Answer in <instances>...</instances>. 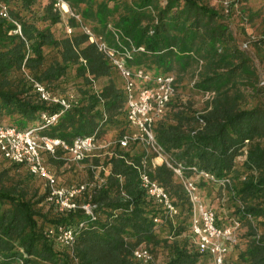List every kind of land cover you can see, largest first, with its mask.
Here are the masks:
<instances>
[{"label":"trees","instance_id":"trees-1","mask_svg":"<svg viewBox=\"0 0 264 264\" xmlns=\"http://www.w3.org/2000/svg\"><path fill=\"white\" fill-rule=\"evenodd\" d=\"M64 1L77 19L53 0H0L8 10L0 16V123L68 144L111 134L114 144L85 159V179L69 185L91 181L92 166L108 174L101 172L105 183L91 194V221L80 209L58 212L42 181L23 165H4L0 152V264H72L44 234L79 224L73 252L82 264H140L139 246L156 264H213L196 245L179 177L164 164L149 172L177 209L171 218L140 187L142 151L118 143L133 131L123 80L99 43L130 69L173 77V96L153 123L155 140L185 167L202 200L206 190L223 200L229 219L213 209L217 226L239 222L226 264H264V0ZM34 83L68 107L40 99ZM55 114L57 122L42 127V116ZM55 153L59 159L46 155V162L59 179L65 160ZM193 167L214 181L197 178ZM223 178L230 184L219 185Z\"/></svg>","mask_w":264,"mask_h":264},{"label":"built area","instance_id":"built-area-1","mask_svg":"<svg viewBox=\"0 0 264 264\" xmlns=\"http://www.w3.org/2000/svg\"><path fill=\"white\" fill-rule=\"evenodd\" d=\"M54 6L63 14H67L77 19V16L69 9L64 0H53ZM67 11L63 12V7ZM0 16L8 18L7 7L0 3ZM13 31L20 34L19 25ZM89 35L90 42H95L90 32L83 28ZM68 34L70 28H66ZM99 50L103 51L111 63L117 68L123 80L124 93L126 97V119L133 129L130 134L124 135L119 141V146L123 149L134 144L142 151V157L137 168L139 185L146 194L160 204L165 215L173 217L177 209L172 204L168 192L156 180L150 176V170L162 164L166 165L182 181L183 187L188 195L191 204L190 226L191 232L196 240L199 252L211 255L213 264H226V256L230 250V245L234 242V231L239 227V222L232 220L228 226L219 227L216 225V213L211 207L205 206L197 189L191 180L183 177L185 167L174 161L170 154L156 142L153 134V123L165 109L166 104L173 96V77L157 75L153 76L144 71H136L126 66L123 58H119L117 53L107 50L104 43L98 44ZM35 90L40 94V99L49 102L59 103L64 108L68 104L62 98L52 97L43 86L34 83ZM58 114L52 116H42L43 126L54 125L57 122ZM110 143L99 145L94 136L75 139L71 144L58 139L47 137H37L33 130L19 131L16 128L8 127L0 123V152L4 160L9 163L23 165L31 175L39 178L43 187L47 191L46 201L52 203L60 213L74 212L78 209L91 221L97 218V205L93 204L91 194L94 189L105 183L108 169L103 166L91 167L93 178L91 181L77 185H61L53 171L46 162V155L55 159V150L58 148L63 155L68 156V161L82 163L85 159L107 149ZM193 175L197 178H204L214 181L213 176L199 172L194 167L191 168ZM101 172L104 176H101ZM225 187L230 184L229 179L223 178L218 182ZM88 195L86 202H78V198L84 194ZM125 199L128 197L122 193ZM157 220H155L156 222ZM77 227H66L57 225L46 230L45 237L64 247L72 264H82L74 255V248L79 229ZM134 258L140 264H156L152 256L143 247L139 246L133 253Z\"/></svg>","mask_w":264,"mask_h":264},{"label":"rangeland","instance_id":"rangeland-1","mask_svg":"<svg viewBox=\"0 0 264 264\" xmlns=\"http://www.w3.org/2000/svg\"><path fill=\"white\" fill-rule=\"evenodd\" d=\"M221 1H223V0H211V4L219 5ZM254 35H256V33ZM196 100L198 101L199 97H197ZM197 106L200 108L199 103H197ZM105 143H111V145L114 144V138H112L111 134H109L108 136L98 140L99 145H104ZM104 150H106V149H102L100 151H104ZM45 158L47 159L48 157L46 156ZM62 159L65 160V162H64L63 166H61L60 169L57 171V174L59 176L61 175V177H59V179H58L59 182L61 183V185L65 186V185L73 184L74 182H82V180H84L86 177V165H87V163H74V162L68 161L69 159H68V156H66V155H63ZM8 164H9V162H7L4 165L7 166ZM50 169L54 172L52 167H50ZM206 194H208L207 190L202 192V197L204 200H206V201H204V200H202V201H204L205 203L210 202L209 206L211 208L217 210L220 214H222L221 216H224L225 214H227L226 213L227 211H226L224 204H223V200H220V199L218 200V198L216 197L215 191L213 193H211V196H209V195L206 196ZM205 206H207V205L205 204ZM224 217L227 218V220L229 219L228 215H225ZM232 256L233 255H231V253H230V255L228 257H232ZM160 259L162 261V257H160Z\"/></svg>","mask_w":264,"mask_h":264},{"label":"bare ground","instance_id":"bare-ground-1","mask_svg":"<svg viewBox=\"0 0 264 264\" xmlns=\"http://www.w3.org/2000/svg\"><path fill=\"white\" fill-rule=\"evenodd\" d=\"M62 11L63 12L67 11V7L64 6L63 9H62Z\"/></svg>","mask_w":264,"mask_h":264}]
</instances>
